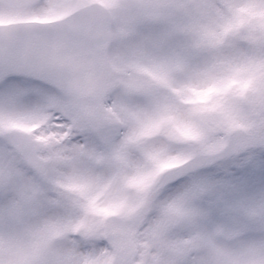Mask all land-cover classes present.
Segmentation results:
<instances>
[{
    "label": "snow or ice",
    "instance_id": "snow-or-ice-1",
    "mask_svg": "<svg viewBox=\"0 0 264 264\" xmlns=\"http://www.w3.org/2000/svg\"><path fill=\"white\" fill-rule=\"evenodd\" d=\"M0 264H264V0H0Z\"/></svg>",
    "mask_w": 264,
    "mask_h": 264
}]
</instances>
